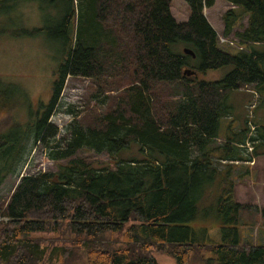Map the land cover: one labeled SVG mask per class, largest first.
I'll list each match as a JSON object with an SVG mask.
<instances>
[{"label": "trees", "instance_id": "obj_1", "mask_svg": "<svg viewBox=\"0 0 264 264\" xmlns=\"http://www.w3.org/2000/svg\"><path fill=\"white\" fill-rule=\"evenodd\" d=\"M35 1L57 0H0V16L18 2ZM184 1L190 14L180 23L172 14L173 0H69L57 40L66 58L55 72L51 101L34 133H24L12 160L0 161V188L16 172L30 136L46 148L57 169L19 175L11 197L0 199V225L9 228L0 241V264L44 259L48 249L32 234L48 231L67 240L66 252L75 246L82 250L88 264H158L151 252L157 248L177 264H188L195 246L213 247L198 264H264V243L244 242V206L236 200L234 178L245 179L246 167L264 156V123L247 120L240 132L219 135L221 118L231 115L230 93L249 85L264 90V0H223L235 7L223 15V38L236 40L243 50L222 44L204 15L218 0ZM10 31V26L0 27V34ZM48 32V27H20L15 36ZM177 42L195 58L185 49L174 53ZM196 58L197 68L190 63ZM226 66L232 70L222 80L197 77ZM186 70L195 71L194 76ZM78 77L104 81L96 99L105 95L109 102L116 99L110 93L123 95L113 110L88 114L87 122L69 105L63 112L73 120L60 134L49 120L67 79ZM161 84H177L180 99L159 108L155 89ZM24 97L20 87L0 77V151L10 143L14 127L8 120ZM133 147L140 157L124 158L122 153ZM86 149L107 154L113 167L96 168L79 157ZM237 166H243L240 172ZM216 183L220 195L211 209L219 242L213 243L199 240L190 223L204 211L202 204ZM109 233H124L125 245L110 248L105 243Z\"/></svg>", "mask_w": 264, "mask_h": 264}, {"label": "rangeland", "instance_id": "obj_2", "mask_svg": "<svg viewBox=\"0 0 264 264\" xmlns=\"http://www.w3.org/2000/svg\"><path fill=\"white\" fill-rule=\"evenodd\" d=\"M14 5L12 12L0 16V19L4 21L0 23V27L6 25L11 28L10 33L0 34V77L20 87L26 97H24V103L9 117L8 125L14 128L9 131V145L0 151V161H3V164H8L12 160V156L15 155L25 138L24 133L27 134L30 131L34 133L36 121L42 119V112L51 101L55 72L66 58V51L57 40L64 28H61L62 12L69 7V0H57L55 3L18 2ZM74 6L77 15L78 5ZM227 8L228 4L221 1L213 8L204 9L208 20L219 35L221 34L222 15ZM173 14L177 20L186 22L189 15L188 4L184 0H173ZM20 27L26 30L48 27L49 32L34 37L25 34L15 36L17 34L15 31L17 32ZM186 46L185 43L177 42L171 48L174 53L180 54L184 53ZM219 47L231 54L239 53L238 50L227 45L219 44ZM260 50L264 51L263 48ZM190 63L197 68L200 66V59L190 60ZM262 67L264 68V63ZM231 70L232 67L226 66L218 70L199 73L197 77L199 80L219 81L224 79ZM99 85L104 86V81L79 77L68 78L58 109L50 117L49 123L58 127L62 134L64 128L69 126L73 120L72 115L63 112V109L69 105L75 111L80 112V119L83 122H87L88 114H106L109 110H113L123 93H110V96L116 99L109 100V102L105 95L96 99L95 94ZM178 93L177 84L158 86L155 89V95L158 98L159 108L175 99H180ZM103 100L106 104L101 103ZM227 103L231 107V115L221 118L219 131L221 138L243 130L247 120L253 124L264 123V90H258L254 85L234 90L230 93ZM249 126L252 127L250 122ZM23 147L26 149L16 172L8 174L1 185L0 199L2 201H7L11 197L14 188L19 183V175L22 177L57 169V164L48 159L46 148L41 143H36L31 136ZM122 155L124 158L140 157L135 147L131 151L123 152ZM79 157L87 160L96 168L113 167L114 165V161L107 154H98L90 149L80 152ZM249 166L251 168L249 177L239 179L238 175H234L236 179L235 196L237 202L244 206L242 213L244 242L259 244L264 243V216L261 211L264 210V156L257 158L256 163ZM240 170L242 168L236 169L238 172ZM218 187L219 183H216V186L210 190V197L202 204L204 211L198 219L190 223L199 240L212 239L213 243L219 242L218 222L211 209L215 199L220 195ZM8 231L6 224L0 225V241L6 239ZM32 237L38 240L42 249L47 248L48 250L41 261L28 259L25 264H88L87 255L77 246L67 252L62 248L69 245L58 232L33 233ZM105 243L109 244L110 248L123 246L126 243L125 234H106ZM212 249V246L206 248L195 246L189 254L188 264H198L211 253ZM151 252L158 264H177L174 257L166 250L157 248Z\"/></svg>", "mask_w": 264, "mask_h": 264}, {"label": "crops", "instance_id": "obj_3", "mask_svg": "<svg viewBox=\"0 0 264 264\" xmlns=\"http://www.w3.org/2000/svg\"><path fill=\"white\" fill-rule=\"evenodd\" d=\"M221 1H223V0H218L216 3H215V5L213 6V7H215L218 3H220ZM225 2V1H224ZM227 4H228V8H227V10H225L224 12H223V15H224V13L225 12H227L228 10H230V9H232V8H235L234 6H232L230 3H228V2H226ZM212 7V8H213ZM207 9V8H206ZM210 9V8H209ZM172 14H173V4H172ZM189 14H190V11H189ZM204 15L206 16V14H205V11H204ZM222 15V16H223ZM173 16H174V18L177 20V18L175 17V15L173 14ZM206 18H207V16H206ZM188 19H189V15H188ZM207 20H208V18H207ZM209 21V20H208ZM177 22H185V21H179V20H177ZM209 23H210V21H209ZM211 24V23H210ZM211 26L213 27V25L211 24ZM214 28V27H213ZM215 29V28H214ZM223 30H224V24H223V19H222V23L220 24V31H221V34L219 35V38L220 37H223ZM215 31L217 32V30L215 29ZM218 33V32H217ZM259 157H262V156H259ZM259 157H257V158H259ZM255 163H256V161H255ZM254 163V164H255ZM241 168H243V166H237L236 167V169H241ZM246 169H248L249 170V174L245 177V178H247V177H249L250 175H251V168H250V166L249 167H246ZM236 197V196H235Z\"/></svg>", "mask_w": 264, "mask_h": 264}, {"label": "built area", "instance_id": "obj_4", "mask_svg": "<svg viewBox=\"0 0 264 264\" xmlns=\"http://www.w3.org/2000/svg\"><path fill=\"white\" fill-rule=\"evenodd\" d=\"M219 40H220V42H221L222 44H228V45L231 46V47H237V48H239L240 50H243L242 47H238L237 41L234 40V39L229 40V39H225V38H223V37H220ZM251 150H252V149H251Z\"/></svg>", "mask_w": 264, "mask_h": 264}, {"label": "water", "instance_id": "obj_5", "mask_svg": "<svg viewBox=\"0 0 264 264\" xmlns=\"http://www.w3.org/2000/svg\"><path fill=\"white\" fill-rule=\"evenodd\" d=\"M185 53L188 54V55H192L195 58V54H194V52L192 50L187 48V49H185ZM184 73L186 75L190 76L191 74L193 75L195 73V71L186 70Z\"/></svg>", "mask_w": 264, "mask_h": 264}]
</instances>
